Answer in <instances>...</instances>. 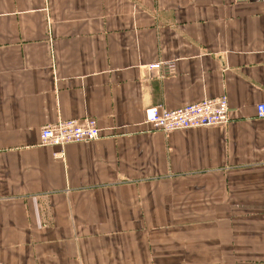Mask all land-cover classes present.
<instances>
[{
	"label": "crops",
	"instance_id": "obj_1",
	"mask_svg": "<svg viewBox=\"0 0 264 264\" xmlns=\"http://www.w3.org/2000/svg\"><path fill=\"white\" fill-rule=\"evenodd\" d=\"M223 95L225 125L145 122ZM260 103L264 0H0V264H264Z\"/></svg>",
	"mask_w": 264,
	"mask_h": 264
},
{
	"label": "built area",
	"instance_id": "obj_2",
	"mask_svg": "<svg viewBox=\"0 0 264 264\" xmlns=\"http://www.w3.org/2000/svg\"><path fill=\"white\" fill-rule=\"evenodd\" d=\"M149 70H161L162 64H150ZM230 104L226 95L203 100L176 110L150 107L145 110V122L153 130L173 133L181 130L212 128L230 122ZM259 118H264V103L257 105ZM102 135L96 118H78L47 124L42 128L41 141L44 146L63 148L68 144L98 140ZM63 158L64 152L55 154Z\"/></svg>",
	"mask_w": 264,
	"mask_h": 264
}]
</instances>
